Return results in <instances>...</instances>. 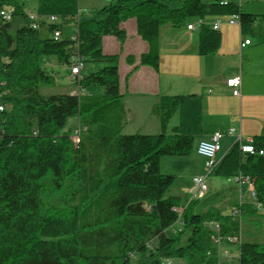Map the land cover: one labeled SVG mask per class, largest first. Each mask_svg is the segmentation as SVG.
<instances>
[{
	"label": "trees",
	"instance_id": "16d2710c",
	"mask_svg": "<svg viewBox=\"0 0 264 264\" xmlns=\"http://www.w3.org/2000/svg\"><path fill=\"white\" fill-rule=\"evenodd\" d=\"M1 8L12 19L0 18V264H168L175 259L220 264L227 244L238 247L237 264H264V243L241 240V215L258 208L264 214V154L244 152L235 141L213 171L227 178L248 176L256 205L195 213L190 201L177 211L181 197L167 195L176 177L162 173L161 158L188 155L194 145V137L179 126L168 132L184 97L163 95L154 104L158 133H124L119 55L103 50L104 36L124 41L122 22L135 18L149 46L140 62L158 67L163 25L237 14L242 33L253 34L256 22L264 25V14L243 12L226 0H111L90 18L82 16L80 0H38V15H58L62 23L34 29L16 0H0ZM18 16L25 24L12 32L11 21ZM70 22L75 23L74 39L52 36ZM41 29L50 37H42ZM221 41L220 30L200 25L201 55L215 53ZM42 56L66 65L81 88L101 87L103 92L41 93L40 84L54 81L40 63ZM78 61L102 66L75 77L71 68ZM73 116L86 127L78 143L74 130L65 129ZM253 138L257 150L264 151V135ZM178 221L183 230L174 233ZM145 255L148 260L137 263Z\"/></svg>",
	"mask_w": 264,
	"mask_h": 264
},
{
	"label": "crops",
	"instance_id": "0c3cea01",
	"mask_svg": "<svg viewBox=\"0 0 264 264\" xmlns=\"http://www.w3.org/2000/svg\"><path fill=\"white\" fill-rule=\"evenodd\" d=\"M107 1L111 0H94L88 5L96 10L101 7L100 5L108 3ZM226 1L239 4L243 12L264 14V0ZM198 19L200 18L188 19L181 26H173L170 23L162 26L158 67L140 62V56L148 51L149 46L138 33L135 18L122 22V27L127 33L124 41L113 35H106L103 38L104 52L119 55L120 89L126 108L124 127L129 125L132 129L124 133H158L160 124L158 116L152 112L154 104L163 95L184 97V101L170 120L168 132L171 133L173 127L179 126L185 133L194 137V145L188 155H166L161 158L162 173L165 174L166 169L167 171L173 169L176 180L178 177L192 180L196 175L207 173L206 164L205 167L200 166L193 160L198 154V143L210 140L215 132L225 133L220 139L221 148L216 157L218 162L237 139L236 135L228 134L230 128H235L237 134L241 132L246 138L264 135L263 23L258 21L254 25L253 34H257L255 42L248 37L249 34L242 33L239 23H229L228 16L203 19L204 23L210 24L215 20H221L219 30L222 41L215 53L201 55ZM193 23L196 27L189 29L188 25ZM245 39H250L251 43L241 47ZM256 51L260 54L256 55ZM129 56L134 58V62L128 61ZM101 66L98 63H85L81 75L98 70ZM238 75L242 79L240 96L234 95L233 90L226 84L228 78ZM72 82L75 89L70 93L82 92L93 95L103 92L101 87L81 88L75 80L72 79ZM251 187L250 183L244 182L235 183L231 188L235 194L238 193L239 203H254V199L247 201L244 198L248 193L251 194ZM172 196L183 197L182 194ZM197 200L199 199L192 201L193 205ZM189 202L190 199L187 197L184 204ZM232 205L235 204L230 203L231 207L226 208L230 209L228 212L218 209L229 213L237 208ZM217 207L216 205L212 208ZM233 247L236 248V257H231ZM222 250L227 251L228 256L221 254L220 264H237L239 251L236 245H224ZM177 262L185 264L181 260Z\"/></svg>",
	"mask_w": 264,
	"mask_h": 264
},
{
	"label": "rangeland",
	"instance_id": "374dc122",
	"mask_svg": "<svg viewBox=\"0 0 264 264\" xmlns=\"http://www.w3.org/2000/svg\"><path fill=\"white\" fill-rule=\"evenodd\" d=\"M20 5L23 6L25 12H28L30 9H36V5L38 0H16ZM94 0H80V6L82 8V16L83 17H96L95 12L88 3ZM204 2H211V0H203ZM213 1V0H212ZM108 3L110 1H107ZM103 6V5H100ZM100 8V7H98ZM227 19V18H226ZM25 18L23 16L15 17L11 21V31L15 32L18 28L25 24ZM193 20V18H192ZM73 30H75V23L70 22L63 25V36L64 37H71ZM72 31V32H71ZM40 34L42 37H50V32L47 29H41ZM257 34H249L248 37L251 38L253 41L256 40ZM256 42V41H255ZM256 55H259L260 52L256 51ZM259 59V58H258ZM256 59V61L258 60ZM40 63L43 66H46L50 73L54 77V81L52 83H42L39 86V90L43 94H56V93H69L75 89V84H73L71 76H70V69L66 67V65H61L58 63L57 58L53 56H42L40 58ZM225 69V68H224ZM82 127V124L79 122V118L77 116L70 117L68 119L67 125L65 129H79ZM132 130L129 125L123 128V132H129ZM224 141V140H223ZM194 162L198 165H203L205 167V158L199 154L195 156ZM165 170V169H164ZM173 169H169L165 174H174ZM207 182L209 184V191L206 196L200 198L195 202L193 205V211L197 212H204L213 206H218L217 208H221L224 211L230 210L226 209L227 207H231L230 203L235 204L232 206H238L239 197L238 193L232 190L231 187H234L235 182L229 181L227 177L218 176L214 172L207 176ZM186 179V178H185ZM183 177H178L176 182L172 185V187L167 192V195H176L182 194L183 197L181 198V206L185 205L186 198L190 199L191 191L193 189V182L190 179L185 180ZM232 190V191H231ZM245 200H253V197L250 193L246 195ZM230 202V203H229ZM255 201V205H256ZM208 208V209H207ZM220 209V210H221ZM232 212V211H229ZM177 228L181 227V221H178L175 225ZM241 240L245 242H255V243H264V214L263 209L258 208L257 212H248L241 215ZM191 231L185 230L182 235V243L185 244L187 238L189 237ZM231 257H236V248L233 247L231 249ZM148 260V255H145V258H140L137 260V263H141L143 260ZM172 264H180L177 260H173Z\"/></svg>",
	"mask_w": 264,
	"mask_h": 264
},
{
	"label": "built area",
	"instance_id": "2783aa9c",
	"mask_svg": "<svg viewBox=\"0 0 264 264\" xmlns=\"http://www.w3.org/2000/svg\"><path fill=\"white\" fill-rule=\"evenodd\" d=\"M29 13V25L34 28H41L44 25H47L48 23H62L61 17L58 15H49V16H40L38 15L35 10L31 9L28 11ZM0 18L2 20H11L12 16L10 11L7 8H1L0 9ZM228 22L231 24L239 23V16L237 14H233L228 16ZM204 23L203 19H198V26L200 27L201 24ZM221 25V20H215L211 26L219 30ZM196 27V24H189L188 28L189 29H194ZM76 29L73 30L71 38L76 37ZM52 36L55 39H59L63 36V30L62 28H56L54 29ZM251 43L250 39H245L241 43V47H245L246 45H249ZM84 67V64L81 63L80 61L76 62L75 65L71 68V75L72 76H80L82 68ZM226 84L228 87H230L234 95L240 96L241 95V85H242V79L241 76H235V77H230L227 79ZM4 110V106H0V111ZM86 127H81L79 129L74 130V134L72 136L73 140L78 143L80 141V136L82 131H84ZM225 133L223 132H215L213 137L210 140H202L198 143L197 145V153L201 156H203L206 159V169L207 173L206 174H201V175H196L193 177L192 182H193V189L191 191V197L190 201L200 199L202 198L209 190V184L207 182V175L212 173L214 171V168L217 166L219 163L216 159L217 153L221 148L220 145V139L224 136ZM229 135H236L238 141L241 145L242 151L248 152L250 154H264L263 150H257L255 144H254V138L253 137H243V135L240 133L237 134V131L235 128H230L228 131ZM229 181H233L235 183H244L248 182L252 185L251 187V195L255 201H257V194L256 190L254 187V184L250 181V178L248 176H243L241 174L235 175L233 177L228 178ZM259 205V204H258ZM177 211H182L183 207L179 206L175 208ZM182 226L177 228V227H172L171 230L174 233L181 232L183 230V222H181ZM215 229H218V226H214ZM231 241L236 242L238 239L236 237H232ZM224 256H228L227 251L221 252ZM168 264H171L172 262L169 260L167 261Z\"/></svg>",
	"mask_w": 264,
	"mask_h": 264
}]
</instances>
